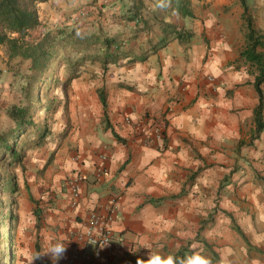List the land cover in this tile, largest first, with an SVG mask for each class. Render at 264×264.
I'll return each instance as SVG.
<instances>
[{
    "label": "crops",
    "instance_id": "0c3cea01",
    "mask_svg": "<svg viewBox=\"0 0 264 264\" xmlns=\"http://www.w3.org/2000/svg\"><path fill=\"white\" fill-rule=\"evenodd\" d=\"M194 9L193 18L178 16L193 33L190 42L174 33L157 51L141 43L103 71L97 86L75 81L63 96L67 136L56 156L64 154L67 169L88 179L78 207L69 195L52 207L43 200L29 208L18 250L25 264L38 254L34 264H53L44 253L56 244L66 251L55 264H69L74 230L112 201L118 207L112 227L127 247L102 264H137L150 252L182 258V249L184 257L200 252L214 261L264 264V130L253 139L260 97L258 71L241 57L244 10ZM143 51L146 60L129 62ZM258 51L264 53V41ZM262 113L264 121V106ZM126 117L149 130L154 122L163 126L164 141L145 143Z\"/></svg>",
    "mask_w": 264,
    "mask_h": 264
},
{
    "label": "rangeland",
    "instance_id": "374dc122",
    "mask_svg": "<svg viewBox=\"0 0 264 264\" xmlns=\"http://www.w3.org/2000/svg\"><path fill=\"white\" fill-rule=\"evenodd\" d=\"M132 1L53 0L52 3L48 1V3L38 4L42 26L38 31L33 32L34 35H39L42 30L70 27L76 29L77 35L100 33L105 36H116L119 40L121 54L115 55L113 59L111 56L117 53L107 55V51L103 47L92 46L88 49H80L78 46H66L63 49L65 54L61 57L63 59L59 60V68L54 65L52 79L39 86L41 107L37 108L36 118L42 124L47 123L48 132L40 139H38V134L42 131L29 129L25 133H21L17 147L25 149L23 164L20 166L15 164L11 167L3 165L0 168L2 176H15L19 184L18 191L14 195L9 193L0 195V200L3 201L5 207V214H8L6 208L10 204L16 218L12 222L7 221L3 228L5 232H12V240L8 237L5 239L4 235L0 236V264H9V256L14 254L17 255L16 258H13L15 264H25L23 256L19 255L18 250L25 239L24 232L29 208L43 200L50 204L47 207H52L55 200L68 198L69 195L70 203L72 201L68 179L80 170L67 169L63 159L65 155L62 154V160H60L56 156V152L60 145H64L67 136L65 130L61 131V114L65 110L62 101L63 96H67L73 82L79 81L84 84L87 82L97 86L101 81L102 74L124 62L123 54L133 53L134 50L138 52L141 43H144L143 50L147 49L153 52L162 46V42L159 40L161 34L166 33L164 41L168 43L169 35L174 34V29L180 27L182 32L189 31L186 25L180 24L179 15L174 14L165 17L167 24L153 25L151 29L136 34L135 23L129 21V16L132 13ZM146 2L152 4L150 0H146ZM211 5L218 6L224 14L237 15L239 7L243 9L240 0H194V8L197 11L200 10V14L203 15ZM249 6L254 27L259 33L264 34V29L261 28V26L264 27V0H249ZM242 19L244 20V30L247 33L248 26L244 13ZM111 50L114 51L115 47ZM142 56L148 57L147 52L143 51ZM137 57L141 56L137 55ZM79 59L83 61L79 63ZM29 66V60H11L5 49H0V130H5L13 125L7 115V109L12 103L23 97L22 86L30 73ZM251 69L253 72L258 71L256 65H253ZM50 105L53 107L48 109ZM43 128L44 125L41 126V130ZM256 138L253 135V139ZM37 141L39 143L35 144ZM249 159L252 157L245 158V161H249ZM75 161H78V158ZM86 179H88L87 176Z\"/></svg>",
    "mask_w": 264,
    "mask_h": 264
},
{
    "label": "trees",
    "instance_id": "16d2710c",
    "mask_svg": "<svg viewBox=\"0 0 264 264\" xmlns=\"http://www.w3.org/2000/svg\"><path fill=\"white\" fill-rule=\"evenodd\" d=\"M49 0H0V47H4L6 54L11 60H29L30 73L25 78L22 86L23 97L15 103H12L7 109V115L11 119L13 125L5 130H0V168L4 166L22 165L25 157V149L17 147V141H20L21 133H25L29 129L42 131L38 134V139L45 136L48 132V125L37 121L36 111L41 107L40 85L46 81H50L53 76L54 65L59 68V60L65 52L66 46H78L81 48H89L92 46L105 48L107 55H120V44L116 36H105L100 33L90 35H77L76 29L70 27L58 28L55 30L48 29L39 35H34L42 26L38 11V4ZM152 4L146 0H133L132 13L129 21L135 23V33L151 29L153 25L167 24L166 16L174 14L181 18L195 17L194 0H150ZM244 10V18L247 22L248 32L246 33L247 43L241 51V57L246 58L258 68L255 85L259 93L260 102L255 109L256 129L254 138L258 137L264 130V121L262 109L264 106V93L261 85L264 83V53L258 51V46L264 41V34L259 33L254 27L252 15L250 12L249 0H240ZM154 6V7H153ZM153 7V8H152ZM146 10V13H144ZM176 37L183 42H190L193 33L190 31L182 32L174 29ZM166 34V33H165ZM34 35V37H33ZM165 39H161L162 45ZM115 47V50H111ZM113 51V52H112ZM129 57L130 54H123ZM146 56L132 58L129 62L136 60H146ZM79 59L78 62H82ZM76 62V63H78ZM106 103V99L103 98ZM46 108L48 106H45ZM53 107L50 105L48 109ZM44 128L41 130V126ZM19 137V138H18ZM37 141L35 144H38ZM6 160V163H5ZM19 184L15 176L5 177L0 174V195L9 193L14 195L18 191ZM3 201L0 200V236L4 235L12 240V232L3 231L7 221L16 220L11 205H7L5 214ZM8 219V220H6ZM184 257V249L180 251ZM17 255L9 256L8 263L15 264L14 259ZM1 262V260H0Z\"/></svg>",
    "mask_w": 264,
    "mask_h": 264
},
{
    "label": "built area",
    "instance_id": "2783aa9c",
    "mask_svg": "<svg viewBox=\"0 0 264 264\" xmlns=\"http://www.w3.org/2000/svg\"><path fill=\"white\" fill-rule=\"evenodd\" d=\"M126 122L140 131L145 143L153 144L164 141L165 129L163 126L153 123L150 130L142 120L132 122L126 117ZM103 169L98 170L99 176ZM86 180V175L76 171L68 179L71 192V205L78 207L82 199L81 185ZM118 207L115 201L101 209H92L86 222H81V227L74 230L71 242L69 264L81 261L84 264H102L107 254L117 255L123 253L127 247L123 238L117 237L112 222L117 216ZM92 250H88V246Z\"/></svg>",
    "mask_w": 264,
    "mask_h": 264
},
{
    "label": "clouds",
    "instance_id": "9594fccd",
    "mask_svg": "<svg viewBox=\"0 0 264 264\" xmlns=\"http://www.w3.org/2000/svg\"><path fill=\"white\" fill-rule=\"evenodd\" d=\"M66 251L63 244H56L50 247L45 254L50 255L53 264L58 261ZM41 255H35L29 259L28 264H34V261L40 259ZM137 264H232L228 256H221L219 260L214 261L211 257L196 252L190 256L178 258L174 255L163 256L159 253L150 252L147 259H138Z\"/></svg>",
    "mask_w": 264,
    "mask_h": 264
}]
</instances>
